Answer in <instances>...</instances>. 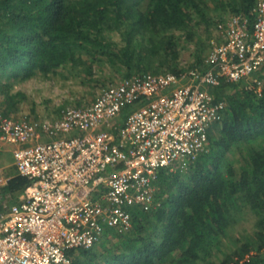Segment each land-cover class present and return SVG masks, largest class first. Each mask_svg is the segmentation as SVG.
<instances>
[{"label":"trees","instance_id":"trees-1","mask_svg":"<svg viewBox=\"0 0 264 264\" xmlns=\"http://www.w3.org/2000/svg\"><path fill=\"white\" fill-rule=\"evenodd\" d=\"M254 5L0 0V112L37 118L34 107L21 111L26 93L12 91L32 77L74 78L90 84L96 97L93 82L103 81V89L135 74L203 68L218 22L241 11L253 22ZM189 48L195 60L185 61ZM256 75L263 80L261 92L247 81L213 90L227 106L209 133L211 151L184 168H162L155 181L157 205L132 206L129 230L109 228L93 247L69 250L71 264H264V72ZM28 183L14 174L3 189L15 193ZM249 217V232L236 229L238 219Z\"/></svg>","mask_w":264,"mask_h":264},{"label":"built area","instance_id":"built-area-1","mask_svg":"<svg viewBox=\"0 0 264 264\" xmlns=\"http://www.w3.org/2000/svg\"><path fill=\"white\" fill-rule=\"evenodd\" d=\"M253 13V22L243 11L218 22L203 68L135 74L54 120L0 112L1 139L29 182L5 192L12 176L0 173V264H71L69 250L93 247L107 228L129 230L132 206L155 207L159 171L211 151L227 106L213 90L247 81L261 92L264 0Z\"/></svg>","mask_w":264,"mask_h":264},{"label":"rangeland","instance_id":"rangeland-1","mask_svg":"<svg viewBox=\"0 0 264 264\" xmlns=\"http://www.w3.org/2000/svg\"><path fill=\"white\" fill-rule=\"evenodd\" d=\"M182 59L185 61L195 60L193 48L185 49L183 51ZM117 81H119V79H117ZM94 84L97 85V92H100L102 86L105 85L103 81L93 82V85ZM17 90H23L26 93V98L21 105V111L30 112L34 107L36 112H31V114L36 115L38 112L41 117L46 116L47 114L57 116L60 108H63V105L76 104L78 100H81L82 104H87L95 98L93 93L90 92V90H92L90 84L84 85L80 82H76L74 78H70L65 81L58 76L46 79L42 77H32L24 82L16 84L12 91ZM134 108L136 107L131 106L126 108L124 110V116H126V114L131 112ZM215 127L216 125H214L213 128ZM80 133L81 132H76V134ZM2 147L3 148L0 149V166L14 163V145L4 142ZM253 222L254 219L252 217L246 219L240 218L238 219L236 229H246L245 231L249 232L253 227ZM108 230L109 228L106 229L105 233H107Z\"/></svg>","mask_w":264,"mask_h":264},{"label":"crops","instance_id":"crops-1","mask_svg":"<svg viewBox=\"0 0 264 264\" xmlns=\"http://www.w3.org/2000/svg\"><path fill=\"white\" fill-rule=\"evenodd\" d=\"M58 113H60L58 116H51V114H47L46 116H40L39 115V113L37 112V118L36 117H34V116H30L31 118H34V119H36V120H39V121H41V120H45V119H50V120H54V119H57V118H60L61 117V111H59ZM23 114V113H22ZM24 115H26L25 113H24ZM20 116H22L21 114L19 115V117ZM43 138L44 139H48L47 137H45V136H43ZM4 140L3 139H1V132H0V149H2L3 147H2V145H4ZM5 143H7V142H5ZM9 171H11V172H9ZM6 172V173H5ZM0 173H1V175H3V176H13L14 174H17V169H16V166H15V161H14V163H11V164H8V165H1L0 166ZM18 193H20V190L19 191H17Z\"/></svg>","mask_w":264,"mask_h":264}]
</instances>
